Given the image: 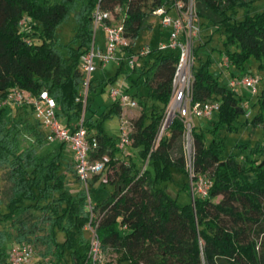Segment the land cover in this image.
Returning <instances> with one entry per match:
<instances>
[{
    "label": "trees",
    "instance_id": "trees-1",
    "mask_svg": "<svg viewBox=\"0 0 264 264\" xmlns=\"http://www.w3.org/2000/svg\"><path fill=\"white\" fill-rule=\"evenodd\" d=\"M253 1L0 0V100L14 88L33 96L44 90L56 101L58 118L74 130L82 112L77 100L80 59L93 42L92 13L97 6L112 14L130 40L108 81L125 68L124 58L136 53L132 41L150 26V16L159 8L167 13L178 2L183 15H192L191 24L200 35H221L228 68L241 69L254 57L264 70V10L250 14ZM71 14L75 26L62 54L58 28ZM201 39L196 44L192 39L190 97L192 102L219 103L213 128L191 126L189 159L183 148L184 119L178 113L167 133L154 142L170 101L179 53L157 46H149L144 55L136 53L131 71L138 75L133 81L139 84L143 78L147 92L139 97L141 113L129 127V146L135 154L118 150L99 120L84 118V126L98 142L91 157L108 155L105 169L110 173L105 180L92 175L88 189L98 181L113 187L91 210L86 209V191L66 189V173L61 170L64 142L46 156L37 154L47 142L48 131L33 107H0V168L9 182L5 200L0 192V264H11L10 251L16 245L31 247L29 264L39 246L44 264H93L91 236L84 234L88 226L102 257L95 264H107L104 252L108 250L115 253L116 264H264V146L243 144L240 155L223 156L215 133L219 126L236 130L241 115L245 123L264 127V75L251 104L257 109L249 119L242 95L209 71L210 57L202 60L198 55ZM93 90L91 79L89 92ZM89 106L88 97L86 111ZM121 112L122 106L113 101L105 116ZM20 135L30 140L25 147L20 146ZM66 165L75 171L73 158ZM176 175L191 195L187 203L179 204L163 184ZM202 177L209 181L204 194L195 191Z\"/></svg>",
    "mask_w": 264,
    "mask_h": 264
},
{
    "label": "rangeland",
    "instance_id": "rangeland-1",
    "mask_svg": "<svg viewBox=\"0 0 264 264\" xmlns=\"http://www.w3.org/2000/svg\"><path fill=\"white\" fill-rule=\"evenodd\" d=\"M264 10V0H255L251 3L249 7L250 14L260 12ZM190 12V11H189ZM243 10L240 9L238 14L241 16ZM167 14L170 16H175V8H171ZM183 15V14H182ZM192 15L184 14L182 21L185 23L190 20ZM150 24L149 27L143 28L139 31L135 39L132 41V50L133 52H139L145 47H155L159 42H166L168 40V30L164 29L160 25V16L152 15L148 19ZM118 23V21H117ZM75 26V21L73 14L70 15L68 20L64 22L58 28V49L64 54L65 47L64 45L70 41V38L73 34V29ZM199 29V28H198ZM194 28L192 30V39L193 44H196L197 39L202 36L201 46L198 49V55L202 60H205L207 57L211 58L209 64V71L214 75L218 76V81L221 84L229 85V80L233 78V75L239 76L243 74L256 75L262 77L264 75V70H260L258 65L259 61L254 57H250L245 66L241 69L236 67L228 68L226 65L227 60L223 57L221 50L222 46V37L218 33H212L211 36L205 37L203 33H199V30ZM105 40V32L102 26L99 24L95 29V45L103 46ZM118 57L120 53H116V59L108 60L104 65L100 64L95 60V70L91 73V78L93 80V85L95 90L89 92L90 106L85 113V117H91L94 121L99 120L103 132L114 139L115 144H118L120 141L121 127L122 122H126L128 127H131L133 120H135L141 113V106L137 107H128L123 106L121 114L113 113L111 116H105L107 108L113 103V99L110 96L112 89H119L121 92L128 93L129 95H134V99L138 101L141 95L146 94L147 87L143 83V78H140V83L135 84L133 80L137 78V73H132L131 66L128 63V59H125V68L119 73L115 80L108 81V78L114 76L118 66ZM138 66V64H137ZM129 76V78H128ZM102 80L105 83H102ZM102 86L104 89L102 90ZM262 86V80H259L256 85L257 90ZM243 98V103L246 109L250 112L249 119L255 113L257 106L252 107L251 104L256 100V94H253L250 88L247 87H236L235 88ZM7 110H10V107L6 106ZM217 120V115L214 114L211 118H192L189 121L191 126H200L204 130H211L213 128V122ZM216 137L222 143V155L227 156L230 154H241L242 148L240 145L248 144L250 146L255 145L256 143H261L264 146V127L260 125H251L250 123H245V115H241L238 118V127L236 130H229L225 126H219L216 131ZM210 132L206 133L207 138H210ZM19 143L21 147H25L30 143V140L23 136H19ZM61 145L59 140L47 141L42 146L37 149V154L41 156H46L53 152L56 148ZM184 152L189 159L191 154V138L190 134L187 136L184 134L183 141ZM126 150L131 153L136 152L131 146H127ZM62 166L61 170L66 173V189L72 193H77L80 191H86L83 183L77 180L75 171L68 168L67 163H69L73 158V152L68 144L64 143L62 148ZM100 178L105 180L110 177L108 169H104L100 174ZM181 177L178 175L175 176L174 181H168L163 183L166 187L168 194L176 198L179 204H184L191 201V195L181 187ZM209 184V181L206 177H202L200 181L195 186L196 192H201L206 189V186ZM9 186V182L5 177V169L0 168V192H2V198L5 200L6 192ZM113 187L110 183H105L103 185L99 184V181L91 185L88 189V195L92 205L97 202H101L106 199L109 193L112 191ZM219 199L216 198L215 201ZM86 209H89V203L86 201ZM92 229V228H91ZM86 228L85 236L89 238L91 236L92 230ZM12 244V243H10ZM7 243V245H10ZM40 249L42 247H35L34 254L32 257L31 264H44L42 261V256L40 255ZM105 263L107 264H116L115 262V253L111 250L104 252ZM102 261V260H101ZM104 261V260H103Z\"/></svg>",
    "mask_w": 264,
    "mask_h": 264
},
{
    "label": "built area",
    "instance_id": "built-area-1",
    "mask_svg": "<svg viewBox=\"0 0 264 264\" xmlns=\"http://www.w3.org/2000/svg\"><path fill=\"white\" fill-rule=\"evenodd\" d=\"M182 4L176 3L175 9L178 11L176 16H170L163 8H159L156 14L160 16V25L168 30V40L159 42V49H177L178 61L176 62L175 73L172 79L171 97L166 109L164 118L159 127V131L154 139L158 142L160 137L167 133L168 127L175 115L178 113L184 119L185 133L190 134L192 118H211L219 109L217 101L192 102L190 97V85L192 79L193 57L191 54L192 45V30L191 19L184 24L181 13ZM93 24V42L90 48L81 56V71L82 80L77 100L82 107L81 116L75 124V129H69L57 116L56 101L48 95L46 91H41L38 96H33L29 92L14 88L5 98L0 100V107L12 105H31L35 117L41 122L44 128L48 131L47 141L59 140L69 145L73 152V161L75 173L86 189L87 201L89 209L92 208V203L88 195V180L92 175L100 174L109 161V156L104 154L98 158H92L91 152L97 147L98 142L94 133H90L84 126V118L86 106L88 103L89 88L91 84V73L95 70V60L100 64H105L108 60L116 59V53L119 51L120 56L124 48L130 45V40L123 35L122 25L116 22L112 14L107 11H102L98 6L92 13ZM101 25L105 32V40L103 46L95 45V29ZM181 36L183 38H181ZM150 47H145L141 51L136 52L139 55H144L149 51ZM130 54L124 58L128 59L129 65H135V57L137 54ZM226 58V57H225ZM120 57H118L119 61ZM227 60V59H226ZM227 64V63H226ZM259 82V77L251 74H243L233 76L229 80V86L247 87L255 94L257 92L256 85ZM110 96L113 101H118L119 104L128 107H137V101L128 93L121 92L119 89H112ZM130 128L126 122H122L120 141L117 148L120 151H125L130 144ZM207 187V186H206ZM200 193H205L201 191ZM91 229L90 226H88ZM92 230V229H91ZM91 248L90 256L93 264L101 262L99 243L92 230L91 233ZM32 256V249L29 246H14L10 251L9 260L11 264H29Z\"/></svg>",
    "mask_w": 264,
    "mask_h": 264
},
{
    "label": "crops",
    "instance_id": "crops-1",
    "mask_svg": "<svg viewBox=\"0 0 264 264\" xmlns=\"http://www.w3.org/2000/svg\"><path fill=\"white\" fill-rule=\"evenodd\" d=\"M175 11H176V14H175V16L178 14V11L175 9ZM168 34V33H167ZM182 37V36H181ZM103 45H104V43H103ZM119 52V51H118ZM120 53V52H119Z\"/></svg>",
    "mask_w": 264,
    "mask_h": 264
}]
</instances>
